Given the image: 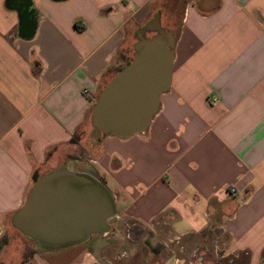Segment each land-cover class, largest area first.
<instances>
[{"label": "crops", "instance_id": "obj_1", "mask_svg": "<svg viewBox=\"0 0 264 264\" xmlns=\"http://www.w3.org/2000/svg\"><path fill=\"white\" fill-rule=\"evenodd\" d=\"M175 2L0 0V238L38 177L70 160L122 216L169 215L173 236L213 234L214 250L223 239L264 264V0ZM157 13L174 34L170 87L145 131L97 139L91 108ZM93 236L33 246L22 264H94Z\"/></svg>", "mask_w": 264, "mask_h": 264}, {"label": "water", "instance_id": "obj_2", "mask_svg": "<svg viewBox=\"0 0 264 264\" xmlns=\"http://www.w3.org/2000/svg\"><path fill=\"white\" fill-rule=\"evenodd\" d=\"M159 17L157 13L136 31L132 59L103 86L92 106L97 139L101 134L126 138L145 131L160 94L170 87L174 34L160 26ZM115 210V198L98 174L63 163L38 177L11 224L36 248L52 250L106 232Z\"/></svg>", "mask_w": 264, "mask_h": 264}, {"label": "rangeland", "instance_id": "obj_3", "mask_svg": "<svg viewBox=\"0 0 264 264\" xmlns=\"http://www.w3.org/2000/svg\"><path fill=\"white\" fill-rule=\"evenodd\" d=\"M172 2L174 7L178 6V2ZM178 16L176 13L170 19L174 27ZM122 215L118 203L115 215L107 220L106 232L93 236V244H96L94 264H197L201 256L208 264H249L246 255H232L223 239H217L218 250H214L213 234L173 236L176 232L173 227L170 232L172 217L169 215L152 224H142ZM184 224L185 220L177 222L178 226ZM35 245L32 239L24 236L10 223L0 238V264H22Z\"/></svg>", "mask_w": 264, "mask_h": 264}, {"label": "built area", "instance_id": "obj_4", "mask_svg": "<svg viewBox=\"0 0 264 264\" xmlns=\"http://www.w3.org/2000/svg\"><path fill=\"white\" fill-rule=\"evenodd\" d=\"M227 190H228V192H229L230 194H234V193L236 192L235 187L232 186V185H229L228 188H227ZM180 263H182V262H180Z\"/></svg>", "mask_w": 264, "mask_h": 264}, {"label": "trees", "instance_id": "obj_5", "mask_svg": "<svg viewBox=\"0 0 264 264\" xmlns=\"http://www.w3.org/2000/svg\"><path fill=\"white\" fill-rule=\"evenodd\" d=\"M75 25H76V27H78V28H82V27L79 26L78 23H75ZM146 35H149V33H148V34L146 33Z\"/></svg>", "mask_w": 264, "mask_h": 264}]
</instances>
